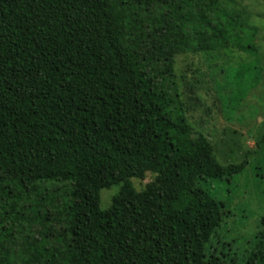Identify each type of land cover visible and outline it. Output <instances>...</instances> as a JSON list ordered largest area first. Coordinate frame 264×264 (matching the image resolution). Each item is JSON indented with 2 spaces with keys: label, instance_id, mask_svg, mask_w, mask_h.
<instances>
[{
  "label": "trees",
  "instance_id": "obj_1",
  "mask_svg": "<svg viewBox=\"0 0 264 264\" xmlns=\"http://www.w3.org/2000/svg\"><path fill=\"white\" fill-rule=\"evenodd\" d=\"M221 1L0 0V264H236L209 251L227 209L203 185L246 159L221 165L174 88L180 55L250 54L219 69L229 119L262 81L257 29ZM243 264H264V216Z\"/></svg>",
  "mask_w": 264,
  "mask_h": 264
},
{
  "label": "rangeland",
  "instance_id": "obj_2",
  "mask_svg": "<svg viewBox=\"0 0 264 264\" xmlns=\"http://www.w3.org/2000/svg\"><path fill=\"white\" fill-rule=\"evenodd\" d=\"M221 7L227 12L240 14L246 18V26L257 29L254 42L258 50V66L264 72V0H222ZM253 60L255 58L250 54L231 49L187 53L175 59L174 88L179 95L182 113L195 134L201 133L209 138L221 165L239 164L246 159L242 172L229 181H208L203 185V189L227 209L226 218L208 244L209 251L226 256L236 264H243L254 247L264 216V145L257 150L255 144L264 133V77L246 96L241 109L229 119L217 100V83L222 81L220 68L232 72L239 65ZM235 77L233 75L231 80ZM154 178L155 174L147 172L143 180L132 179L131 183L136 191H142ZM117 191V186L101 190L100 209L110 206Z\"/></svg>",
  "mask_w": 264,
  "mask_h": 264
}]
</instances>
